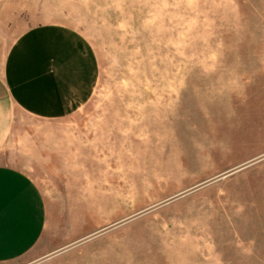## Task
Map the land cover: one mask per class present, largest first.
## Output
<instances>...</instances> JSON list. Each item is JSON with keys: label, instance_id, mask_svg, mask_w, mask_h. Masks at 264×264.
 Listing matches in <instances>:
<instances>
[{"label": "rangeland", "instance_id": "rangeland-1", "mask_svg": "<svg viewBox=\"0 0 264 264\" xmlns=\"http://www.w3.org/2000/svg\"><path fill=\"white\" fill-rule=\"evenodd\" d=\"M43 24L81 34L98 76L0 147L47 203L11 264H264V0H0L4 51Z\"/></svg>", "mask_w": 264, "mask_h": 264}, {"label": "crops", "instance_id": "crops-1", "mask_svg": "<svg viewBox=\"0 0 264 264\" xmlns=\"http://www.w3.org/2000/svg\"><path fill=\"white\" fill-rule=\"evenodd\" d=\"M98 68L88 41L63 25H38L6 51L0 47V147L20 113L51 121L86 105ZM46 228L47 203L39 185L24 171L0 163V264L34 252Z\"/></svg>", "mask_w": 264, "mask_h": 264}]
</instances>
